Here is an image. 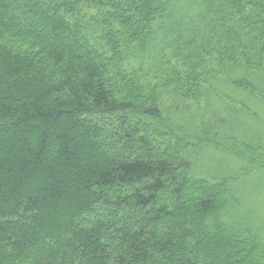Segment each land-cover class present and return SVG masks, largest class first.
Wrapping results in <instances>:
<instances>
[{"label":"trees","instance_id":"16d2710c","mask_svg":"<svg viewBox=\"0 0 264 264\" xmlns=\"http://www.w3.org/2000/svg\"><path fill=\"white\" fill-rule=\"evenodd\" d=\"M212 90L264 167V0H0V264H264Z\"/></svg>","mask_w":264,"mask_h":264},{"label":"rangeland","instance_id":"374dc122","mask_svg":"<svg viewBox=\"0 0 264 264\" xmlns=\"http://www.w3.org/2000/svg\"><path fill=\"white\" fill-rule=\"evenodd\" d=\"M211 95V100L208 105L207 99L200 105L206 108L203 112L199 113L203 118V123L206 125L205 129L210 133L213 132V136H217L213 137V143L215 145H211V149L202 153L200 157L202 161L200 163L204 164H197L198 170L200 169V172L210 175H231L235 172V175L241 179L248 178L251 174H257L262 169L264 170L262 163L257 164L258 162L255 161L257 158L250 152L248 154L239 144L235 145L228 141V136H233L240 142H242L241 140L247 139L242 134L244 132L245 134L247 133L246 128H252L248 125L250 123L248 113L245 114L241 110V106L235 105V103L232 104L230 101L224 102L220 98L221 96L215 93V90H212ZM252 105L259 110L260 116H258L257 120L264 131V102L252 100ZM192 111L195 112L194 109ZM227 112L241 118L242 121L246 122V127L242 128L238 126L236 128L235 122L229 121L230 118L228 119ZM192 132L194 133L196 131ZM244 170H247V172ZM252 198H254V207L257 211V216L264 219V185L263 187H259L257 194Z\"/></svg>","mask_w":264,"mask_h":264}]
</instances>
